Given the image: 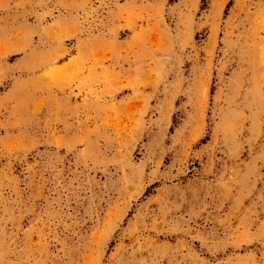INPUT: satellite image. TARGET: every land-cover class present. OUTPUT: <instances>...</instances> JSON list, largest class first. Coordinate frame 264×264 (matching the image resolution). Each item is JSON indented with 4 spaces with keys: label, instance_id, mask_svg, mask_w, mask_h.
<instances>
[{
    "label": "rangeland",
    "instance_id": "374dc122",
    "mask_svg": "<svg viewBox=\"0 0 264 264\" xmlns=\"http://www.w3.org/2000/svg\"><path fill=\"white\" fill-rule=\"evenodd\" d=\"M0 264H264V0H0Z\"/></svg>",
    "mask_w": 264,
    "mask_h": 264
}]
</instances>
